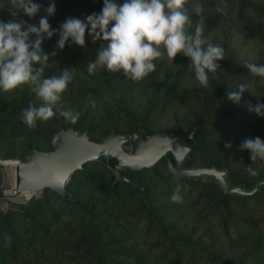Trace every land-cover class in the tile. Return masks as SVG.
Masks as SVG:
<instances>
[{"label":"trees","instance_id":"16d2710c","mask_svg":"<svg viewBox=\"0 0 264 264\" xmlns=\"http://www.w3.org/2000/svg\"><path fill=\"white\" fill-rule=\"evenodd\" d=\"M33 2L43 6L34 18H29L21 12L15 19H23L28 24H33L30 23L32 19L40 20L42 16H47L45 9L50 3H55V14L48 16V21L57 34L43 41L42 48L49 55L51 64L50 67L45 68L43 76L44 78L59 76L62 69L70 68L69 71L73 73L72 80L63 94L62 102H70L69 110L79 113V119L71 123L59 116L57 112V115L49 121H37L35 128H29L21 119L22 113L29 105L39 106L40 101L33 97L28 85H23L11 93L2 91L4 95L15 96L20 101L5 113L0 114V146L6 140L23 138L26 143L17 157L23 161L34 149L51 150V139L54 133L62 128L71 127L75 130L86 131L93 141H100L110 133L117 135L139 133V128L149 134L169 131L153 128V120L169 104L171 96L177 93L193 109L186 114L176 111L175 126L177 128L170 131L182 134L197 128L193 138L187 142L192 147L185 161L188 168L226 166L231 182L246 187L264 178V167L255 175L249 172L239 174L230 166L227 159L221 156L224 150L230 151L241 144L239 136H231V133L251 125L256 117L244 115L237 107V103L227 98L228 93L237 91L239 86L244 84L247 90L241 94V97L253 94L250 92L261 94L260 96L264 97V78L253 76L244 67L246 63L264 64V56L255 60L240 58L232 55L227 44L221 42L220 46L224 49L225 59L219 61L221 69L215 77L210 76L209 85L203 90L180 84L183 76L191 71L187 66L178 67L177 62L186 58L182 54H178L174 62H169L166 55L154 61L155 71L139 82L126 78L122 72L113 73L106 69H97L95 74L90 75L88 65L95 61L102 41L93 43L86 32V49H81L71 40L66 42L63 50L57 49L56 45L60 25L65 22L66 18L84 20L88 15L99 13L103 7V0H33ZM196 3L203 6L205 37L208 32L226 25H232L250 34L254 33L259 26L264 28V4L261 2L254 0H188L186 6L191 18L189 34H194L200 19L192 10V6ZM217 5L223 9V13L216 11ZM0 10L7 16L3 21L14 19L9 12L11 10L10 0H0ZM31 39L34 40L35 37ZM80 51H83L80 59H73L72 54ZM166 64L174 66L175 73L162 97L153 99L147 107L136 113L127 110L124 98L120 97L117 100V111L125 112L126 115V125L123 130L118 128L116 119L106 118L100 124H93L92 120L87 119L89 109L83 106L85 101H93L102 93L116 87L131 88L134 85L149 83L156 78L160 67ZM179 70L182 71L178 73ZM2 92L0 91V95ZM4 95L0 100L3 102L0 106L5 105ZM39 138L47 141V147L35 143V140ZM228 143L231 147H226ZM15 151L17 149L14 147L9 148L6 153H1L0 157H16L13 155ZM201 161L204 163L201 164ZM120 172L137 179L144 189L147 202L141 196L139 188L125 182L113 183L114 176L104 165L99 162H87L83 165V170L74 172L67 185L68 191L75 200L81 203L87 213L78 206L66 203L58 194L44 189L43 198L37 200L30 198V203L19 211L13 210L8 213L0 211V244H2L0 252L16 259L33 241V237L28 239L26 233L19 231L14 221L15 218L27 223L35 236L51 239L53 237H50L47 224L55 222L60 216L57 215L58 213L76 212L78 214L74 215L78 218L76 225L67 227L65 231L71 237L66 239V242L54 245V249L62 258L53 261L44 257V263L41 264H121L123 261L132 264H259L260 261L256 259L250 263L246 262L248 258L246 252H243L237 259L228 258L222 249L202 240L200 235L195 236L190 229H186V225H181L183 215L177 218L164 215L152 203L151 194L148 193V187L145 185L149 181H154L158 185L159 181L164 179L170 194L174 191L173 184L180 185L181 188L183 201L173 205L169 199L171 208L180 205L186 212L189 211L190 220L196 226H207L211 220L215 219L211 224L212 229L227 241H231L233 236H242L243 230L249 236L251 235L253 256L264 261V186L252 195L224 194L215 182L181 178L171 174L165 159L158 161L152 168L142 169L139 172H132L128 168H122ZM98 175L105 177L103 179ZM99 185L101 188L106 186L103 201L100 205L94 202L89 203L92 197L86 189ZM134 196L138 198L137 204L127 213L119 208L117 210L121 215H110L109 206L126 204L128 199ZM109 199L112 202L108 206L104 202ZM118 218L128 230L130 227V231L136 235V238L142 241L144 239L143 251L139 252L134 249L135 243L128 232H118L119 226L113 223ZM213 230L211 231L214 233ZM6 234L12 237L10 244L5 242ZM143 255L149 260L143 259ZM244 255L246 257H243Z\"/></svg>","mask_w":264,"mask_h":264},{"label":"clouds","instance_id":"9594fccd","mask_svg":"<svg viewBox=\"0 0 264 264\" xmlns=\"http://www.w3.org/2000/svg\"><path fill=\"white\" fill-rule=\"evenodd\" d=\"M187 3L188 0H103L99 13L88 15L84 20L66 18L60 25L56 47L63 50L69 40L84 47L87 32L93 43L102 41L95 61L88 65L89 74L106 69L122 72L133 82L142 81L154 72V61L166 55L169 62H174L177 55L182 54L189 59L188 68L194 71L199 85L207 88L210 76L215 77L221 69L219 61L225 59L224 49L204 36L203 6L199 3L194 4L192 10L200 19L194 34H189L191 18ZM10 4L9 12L14 19L0 20V91L11 93L23 85L29 86L40 101L39 106L29 105L22 113V121L29 128H35L37 121H49L57 112L66 121L75 123L79 113L62 107L63 94L72 80L70 68L62 69L59 76H43L45 68L51 64L42 44L44 39L57 34L48 21V16L55 14V3L45 9L47 16L40 18L38 26L15 17L22 12L34 18L43 7L41 4L33 0H10ZM216 11L223 13L220 5ZM244 67L253 76L264 78V64L246 63ZM245 90L246 85L241 84L237 91L229 92L227 98L239 103ZM249 110L264 116V104L257 103ZM240 150L250 152L252 163L264 161V141L259 137L245 138ZM247 170L256 174L251 166ZM170 200L182 203L180 185L176 186ZM11 240L6 234L5 242L10 244Z\"/></svg>","mask_w":264,"mask_h":264},{"label":"rangeland","instance_id":"374dc122","mask_svg":"<svg viewBox=\"0 0 264 264\" xmlns=\"http://www.w3.org/2000/svg\"><path fill=\"white\" fill-rule=\"evenodd\" d=\"M257 2H261L264 4V0H254ZM6 13L0 10V20H4L6 18ZM30 23L34 25H39V20H31ZM263 26H259L255 29L254 33L250 34L243 31L240 28H235L232 25H226L221 28H217L213 31L208 32L206 38L213 44L225 43L229 48V52L232 53L234 56H239L240 58L255 60L260 56H264V28ZM86 45L81 47V49H86ZM83 51H80L73 55V59H80V55ZM261 58V57H260ZM189 59L186 57L181 61L177 62L178 67H186L188 68ZM189 69V68H188ZM182 70H179L180 73ZM175 73V67L171 64H166L157 72L156 78L146 84L141 85H134L131 88L125 87H116L114 89H109L105 93H102L98 96L97 99L93 101H85L83 103L84 107H88V115L87 119L93 121V124L102 123L106 118L116 119V124L119 129L123 130L126 125V115L125 112L117 111V100L121 97L124 98L126 101V108L128 111L132 113H136L142 108H145L149 105L150 101L155 98L162 97L165 88L167 85L171 83V77ZM182 86L192 87L194 89L203 90L206 88H202L198 81L195 79L194 71L187 72L180 81ZM2 92V91H1ZM253 94H249V96H242L239 103H237V107L243 112L244 115L248 117L256 116L255 119L252 121L251 125L246 126L244 129H239L235 133H231L232 135H237L240 138V142L242 143L245 138H256L259 137L262 141H264V116H258L255 112L250 111V106H255L257 103L264 104V97H261V94L250 92ZM258 94V95H257ZM4 93L0 95V100H2ZM123 95V96H122ZM6 98V102L4 106H0V114L5 113L8 109H10L13 105L17 104L20 100L16 99L15 96H11L8 94L4 95ZM33 97L35 99L36 96L33 93ZM3 102H0V105ZM95 104V107L92 104ZM70 102L63 101L62 107L64 110H69ZM117 105V106H116ZM193 109L191 105H189L183 98H181L177 93L171 96L169 104L162 110L160 115H157L156 118L153 120V128H160V129H167L171 130L173 128H177L175 125V112L180 111L186 114L188 111ZM22 119V117H21ZM142 129V128H139ZM143 130V129H142ZM147 133V132H146ZM156 133V132H155ZM137 134V133H134ZM149 134V133H147ZM151 134V133H150ZM46 140L43 138H39L35 140V143L42 144L47 147ZM26 140L23 138H13L10 140H6L2 142L0 146V154L6 153L7 149L14 147L17 149L13 154L18 159V153L21 152V149L25 146ZM128 149L129 147L126 146ZM221 156L227 159L230 166L237 170L239 174H243L249 172L248 166H251L255 173H259L264 167V161H257L252 163L250 158V152L248 150L241 151L240 146L232 149L230 151L224 150L221 153ZM165 159L166 158H162ZM19 160V159H18ZM201 164L204 163L203 161L200 162ZM215 166V165H212ZM217 167V166H216ZM227 171L228 168L223 166ZM220 167V168H223ZM219 168V167H218ZM229 173V171H228ZM124 175V174H123ZM104 179L103 175H98V177ZM151 177V176H150ZM4 176L0 173V189L7 190L10 189L9 181L3 179ZM170 178V177H169ZM107 179V178H106ZM201 180V179H199ZM206 180V179H202ZM171 181V180H170ZM209 181V180H206ZM103 183V182H102ZM101 183V184H102ZM105 183V182H104ZM173 184V183H172ZM148 187V193L151 194L152 203L159 208L164 215L167 217H180L182 219L180 221L181 225H186V229H190L193 234L200 235L201 239L213 244L214 247L220 248L223 250L224 255L228 258L237 259L241 257L243 252H246L248 258L246 262H253L255 259L260 261L259 264H264V261L259 259V257L253 256L252 248V241L250 240L251 235L249 236L242 230V236L235 237L233 236L231 241H227L221 236L217 234L215 230L212 229L211 224L215 221V219L211 220L207 226H196L193 225V222L190 220L191 214L189 211H185L182 206H174L170 204V196L168 187L166 185V180L162 179L159 181L158 185L155 184L154 181H149L145 184ZM96 186L95 188H88L86 189L87 193H89L92 197L91 202L100 205L103 201V198L106 194V186L104 185L103 188ZM177 185L173 184L174 189ZM250 187V186H249ZM11 190L5 191L4 195L0 196V211L1 213H8V211H19L22 207L27 206L31 200H37L43 198V191L38 192L35 195H25V196H11ZM145 193V192H144ZM103 197V198H102ZM31 198V200H30ZM137 197L134 196L133 198L128 199V202L122 205L113 204V206H109L112 200H106L104 204L108 205V212L110 215H121L117 209L122 208L123 211L127 213L129 209L133 208L137 204ZM146 199V197H145ZM30 200V201H29ZM29 201V202H28ZM147 202V199H146ZM177 203L173 202V205ZM100 207V206H99ZM186 209V208H185ZM11 215V214H10ZM57 215H60L55 222L48 223V231L51 239L49 238H42L35 236L27 223L19 218H15V223L19 231H23L26 233L27 238L33 237L32 243H30L28 248H25L21 255L16 258L12 259L8 254L4 252H0V264H41L44 263L43 258L47 257L53 261H56L62 256L54 249L55 244L63 243L66 239L70 238L65 231L67 227L72 226L74 227L77 223L74 215H78L76 212H61ZM115 226H119L118 232L126 233L128 232L132 236V241L134 244V249L136 251H143L144 239L143 241L140 238H136V235L133 234L127 227L124 226L121 219L118 218L116 221L113 222ZM213 230L214 233L211 231ZM124 238V237H123ZM66 242V241H65ZM130 243V242H129ZM2 244H0L1 247ZM2 249V248H0ZM243 257H246L244 255ZM250 257V258H249ZM255 257V258H254ZM143 259L149 260L143 255ZM121 264H132L123 261Z\"/></svg>","mask_w":264,"mask_h":264},{"label":"water","instance_id":"95a60500","mask_svg":"<svg viewBox=\"0 0 264 264\" xmlns=\"http://www.w3.org/2000/svg\"><path fill=\"white\" fill-rule=\"evenodd\" d=\"M196 131L195 127L190 132L182 134L170 130L147 134L139 129L137 134L110 133L100 141H93L86 131L71 127L62 128L54 133L51 150L34 149L25 160L18 162L15 167L14 188L11 189L10 194L13 197L23 193L32 196L49 189L66 203L78 206L87 213L81 203L73 198L67 185L75 171L83 170L85 163L99 162L114 176L113 183L132 184L140 189V194L146 201L144 189L137 179L131 175H123L120 169L128 168L132 172H139L142 169L152 168L162 158H166L171 174L181 178L215 182L224 194L252 195L264 186V178L250 187L234 184L224 167L188 168L185 161L192 147L187 142L193 138ZM126 146L129 148L127 149ZM4 193V190L0 189V196Z\"/></svg>","mask_w":264,"mask_h":264},{"label":"built area","instance_id":"2783aa9c","mask_svg":"<svg viewBox=\"0 0 264 264\" xmlns=\"http://www.w3.org/2000/svg\"><path fill=\"white\" fill-rule=\"evenodd\" d=\"M20 160L16 158H11V157H0V173L4 176L3 179L6 181L8 180L10 183V189L11 190L13 187L14 183V168L15 165L19 162ZM7 190H4L7 191Z\"/></svg>","mask_w":264,"mask_h":264},{"label":"bare ground","instance_id":"6f19581e","mask_svg":"<svg viewBox=\"0 0 264 264\" xmlns=\"http://www.w3.org/2000/svg\"><path fill=\"white\" fill-rule=\"evenodd\" d=\"M17 164H18V163H17ZM17 164H16V165H17ZM16 165H15V167H16ZM14 179H15V168H14ZM12 188H14V183H13V187H12ZM6 192H7V191H6ZM25 195H31V194H27V193L24 194V193H23V194H21L20 196H25Z\"/></svg>","mask_w":264,"mask_h":264}]
</instances>
